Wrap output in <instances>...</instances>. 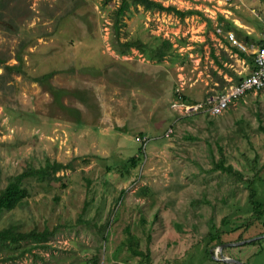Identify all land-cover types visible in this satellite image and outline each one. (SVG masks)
<instances>
[{"label": "rangeland", "instance_id": "374dc122", "mask_svg": "<svg viewBox=\"0 0 264 264\" xmlns=\"http://www.w3.org/2000/svg\"><path fill=\"white\" fill-rule=\"evenodd\" d=\"M156 1L188 12L130 4L116 33L119 0H0V188L63 164L24 177L29 194L0 214L50 235L0 244V264H236L206 249L264 264V237L211 241L264 234L248 198L264 210V87L216 116L172 106L177 88L195 103L249 72L225 35L256 42L264 0Z\"/></svg>", "mask_w": 264, "mask_h": 264}, {"label": "trees", "instance_id": "16d2710c", "mask_svg": "<svg viewBox=\"0 0 264 264\" xmlns=\"http://www.w3.org/2000/svg\"><path fill=\"white\" fill-rule=\"evenodd\" d=\"M130 4L137 5L140 4L144 9H152L157 8L160 10L172 11L173 13L184 16L188 11H182L177 9L172 5H163L156 0H119V4L114 10V24H115V32L119 33V28L123 24L122 16L125 11L129 9ZM125 46L134 45L138 48H142V43L140 40H131L123 42ZM235 51H238L241 57H249L251 60V54H245L237 47H234ZM162 55V52H159ZM19 58V55H17ZM8 69H16L19 71H23L20 63L8 65ZM51 72L45 73L42 77L49 76ZM241 77H239L236 81H238ZM184 98V97H183ZM63 164L56 160L45 159L44 163L38 167H28L23 171L11 175L4 186L0 188V214L4 211L13 210L16 206H19L23 203L25 196L29 193L27 191V187L25 184L23 185V179L27 176L37 175V176H46V177H56L55 172L59 170ZM216 168L225 171L228 174H237L241 178V172L236 170L231 164H225L223 157L220 158L218 163L216 164ZM249 202L252 205L253 214L255 216H261L264 212L263 205L261 200L255 197V191L253 188L250 189L249 192ZM52 230H48L44 228L43 230L32 229L29 231H21L14 227L13 225H6L5 227L0 228V244H19L21 241H29L39 243L45 241L50 235ZM216 236H211L212 245H218L223 242L221 239H217ZM129 247L132 249L133 253H141L142 250H138L135 248L133 241H129ZM207 258L212 262H218L212 256V253L208 249L205 250ZM222 264H225L224 262Z\"/></svg>", "mask_w": 264, "mask_h": 264}, {"label": "built area", "instance_id": "2783aa9c", "mask_svg": "<svg viewBox=\"0 0 264 264\" xmlns=\"http://www.w3.org/2000/svg\"><path fill=\"white\" fill-rule=\"evenodd\" d=\"M226 38L231 45L239 47L245 54H251L253 67L249 72L238 81L231 82L225 86L218 94H210L203 101L195 103L183 102V93L180 88L176 89V99L172 102V106L178 108L179 111L186 113L204 112L210 116L221 114L229 104L236 98L244 96L250 91H257L264 87V33L256 40V42L243 43L238 41L234 32L230 29L226 31ZM172 132V128L166 130ZM139 140H143L145 136H137Z\"/></svg>", "mask_w": 264, "mask_h": 264}, {"label": "water", "instance_id": "95a60500", "mask_svg": "<svg viewBox=\"0 0 264 264\" xmlns=\"http://www.w3.org/2000/svg\"><path fill=\"white\" fill-rule=\"evenodd\" d=\"M260 237H264V234H260V235L254 236V237L242 239V240H239V241L223 242V243H220L218 245V247L221 249L224 246L237 245V244L245 243V242H248L250 240H253V239H256V238H260ZM212 256L214 258H216V259H222V260H225V261H228V262H232V263H236V264H242L241 260H239L237 258H233V257L224 256L222 253L219 256L216 255L215 253H213Z\"/></svg>", "mask_w": 264, "mask_h": 264}]
</instances>
